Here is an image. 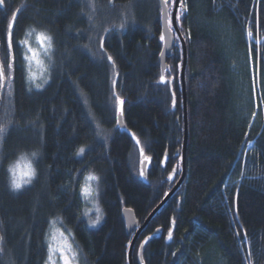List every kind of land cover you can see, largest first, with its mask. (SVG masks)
Segmentation results:
<instances>
[{
  "label": "trees",
  "instance_id": "trees-1",
  "mask_svg": "<svg viewBox=\"0 0 264 264\" xmlns=\"http://www.w3.org/2000/svg\"><path fill=\"white\" fill-rule=\"evenodd\" d=\"M183 3L177 26L187 50L185 177L139 233L132 264L155 230L161 236L145 244L144 264H264V0ZM160 10L159 0L0 5V63L9 59L15 15L14 70L0 88V264H45L52 223L72 233L81 264H129L132 234L122 209L132 208L141 224L181 165L174 157L183 141L181 44L175 36L167 83H160ZM37 32L53 39L39 89L27 79L25 48L17 46ZM114 92L125 100V125L152 159L147 184L139 180L136 146L116 128ZM19 159L36 175L15 189L10 168ZM90 173L101 211L94 227L80 193Z\"/></svg>",
  "mask_w": 264,
  "mask_h": 264
},
{
  "label": "water",
  "instance_id": "water-1",
  "mask_svg": "<svg viewBox=\"0 0 264 264\" xmlns=\"http://www.w3.org/2000/svg\"><path fill=\"white\" fill-rule=\"evenodd\" d=\"M112 2H113V0H111V3ZM159 3H160V8H161V10H160L161 35H163L165 37L164 41H162V48H161V51L159 54V64H160L161 76L165 77V80H167L166 76H165V72H166V70H168L167 58L170 57L172 54V50H173L174 43H175V35L179 38L180 44H181L182 64H181V68H180V80H181L182 109H183V122H184V124H183V141H182L181 148L177 149L175 154H174L175 158L181 159V165H180V173H179L178 179L176 180L177 173H178V167H175L172 170V172L168 175L169 184L171 185L172 183H174L173 186L170 188V190L167 192V194L154 207V209L149 213V215L145 218V220L141 224L139 222V219L136 217L135 212L132 208L124 207L122 209V217H123V220L125 223L126 233L128 235L132 234V238L130 240L129 250H128V263L129 264H132V259H131L132 248H133V245H134L136 238L138 237L139 233L146 226V224L151 220V218L161 209V207L166 204L168 199L173 195V193L181 185V183L183 182L184 177H185V152H186L187 133H188L187 101H186V91H185V67H186V60H187L186 42H185L184 37L180 33V31L177 30L178 26H177L176 21H175V16L177 14V10L179 7V0H177V2L174 3V7H173L171 14H170V10H169L168 5H167V7H165V5L162 3V0H159ZM162 10L166 11L169 14V16L172 18L171 30L169 29L168 25L166 24L165 19L162 16ZM184 11H183L182 15L184 14ZM13 17H15V15ZM13 17L11 18L10 23H12L14 25L15 20L13 21ZM11 31H12V29H11ZM8 32H9V29H8ZM7 40H8V34H7ZM102 44H103V40H101V46H102ZM161 52H164L165 55L162 56ZM161 76H160V78H161ZM115 82H116V78H115ZM115 82H114V84H115ZM169 82L171 83L172 79H170ZM160 83H162L161 79H160ZM2 89L3 88H1V90ZM114 94H115V97L117 98V95L115 92H114ZM119 99L123 100L125 102L124 99H122V98H119ZM172 104L174 107V104H175L174 100H173ZM120 108H121V105H119L117 103V99H116V106H115V125H116V128L118 129V131L120 133L127 134L131 138V140L133 141L134 145L136 146L137 152H138L139 180L141 182H143L144 184H147L148 183L147 175H148V171L151 168L152 159L150 162L144 161V158L140 155V149L142 148L140 141H139V144H136V140H139V139L125 125L124 114L120 113ZM122 108L124 110V103L122 105ZM133 134L135 136V140L132 138ZM144 156L150 157L145 153V151H144ZM168 159H169V155L167 152H165L163 159L161 161V164H160L162 169H165L167 162H168ZM142 161H143V163H142ZM141 172H143V175H141ZM169 177H171V179H169ZM170 224H171L170 229L173 232L175 229L174 219H171ZM168 233H169V231H168ZM160 236H161L160 231L155 230L152 234L146 236L142 240V242L140 243L139 250H138V262H139V264H144L143 258H142V251H143L145 244L149 240L159 238ZM171 240H172V238L169 239V235L167 234V236L165 238V242L169 243V242H171ZM0 245H1V235H0Z\"/></svg>",
  "mask_w": 264,
  "mask_h": 264
},
{
  "label": "snow or ice",
  "instance_id": "snow-or-ice-1",
  "mask_svg": "<svg viewBox=\"0 0 264 264\" xmlns=\"http://www.w3.org/2000/svg\"><path fill=\"white\" fill-rule=\"evenodd\" d=\"M172 2L176 3L177 0H172ZM162 3L165 5V7H167L169 0H162ZM0 5H4V0H0ZM184 10H185V5L183 3V0H179V10L175 16V21H176L177 25L180 24L181 15H182ZM162 16L165 19L166 24L168 25L169 29L171 30L172 18L169 16V14L166 11H163V10H162ZM14 20H15V17H13V21ZM12 27H13V24L9 23L7 48H8V52L10 55H9V59L6 62L0 63V88H3L5 83L8 80L12 79V73L14 70L15 56H14V54H12V49H13V40H12V31H11ZM177 30H180V29L178 28ZM33 31H36V30L33 29ZM249 35L251 36L252 33L249 32ZM36 39H37V41L40 42L41 47H43L46 52H50L51 49L53 48V39L50 35H47L45 32H37ZM160 39H161V41H164L165 37L163 35H161ZM17 46L26 48V51L22 55L23 61L26 62L25 67H29L30 63L32 61L39 62L37 60V52L35 51V49H33L31 47L30 43L27 40L17 41ZM161 55L163 56V55H165V53L161 52ZM107 59L111 60L112 57L108 56ZM6 71H7V75H6ZM28 78L30 80H33L34 75L31 72H29ZM160 79H161L162 83H165V84L167 83V81L165 80V77L161 76ZM45 83H47L46 80H45ZM35 87L37 89H39L42 87V85L41 84H35ZM116 99H117V103L119 105H121L120 113L123 114L122 105H123L124 101L120 100L119 97H117ZM4 131H5V129L0 128V133H3ZM132 138L135 140L134 134H133ZM136 144H139V140H136ZM84 151L85 150L83 148H81L77 154L78 155L83 154ZM33 155L35 156L36 154L33 153ZM140 155L144 158V161H149V162L151 161L150 157L144 156L143 148L140 149ZM142 163H143V161H142ZM23 175L31 178V177L36 175L35 169L32 168L31 165H29L28 171L24 172ZM141 175H143V172H141ZM86 179L88 181H93V180H97V177L94 174L90 173ZM169 179H171V177H169ZM12 183H13V187L15 189L21 188L20 182L13 180ZM24 183L25 184L31 183V179L25 180ZM93 192H94V189L90 185H88V184L81 185V194L84 195L85 198L91 196L93 194ZM99 211H100L99 208H97V212H99ZM84 215H87V212H85ZM99 219H100V217L98 215L96 220L93 221L92 223L93 224L97 223L99 221ZM168 235H169V239H171L172 238L171 229L169 230ZM60 236L64 238L63 246L60 247L59 249L54 250L53 244L51 242H49L52 239V237L48 233L45 234V240H46L48 251H49V256H48V259L46 260L45 264H56V261L53 260V255H55L57 253L59 254L60 260L63 262V264H73V261L76 258L75 257V251L72 249V245L68 242V238L65 236V233L63 231L60 232ZM68 252H72V255L69 256Z\"/></svg>",
  "mask_w": 264,
  "mask_h": 264
},
{
  "label": "rangeland",
  "instance_id": "rangeland-1",
  "mask_svg": "<svg viewBox=\"0 0 264 264\" xmlns=\"http://www.w3.org/2000/svg\"><path fill=\"white\" fill-rule=\"evenodd\" d=\"M36 35L37 33H33L32 35H29L30 37L29 36L27 37V41L30 43L31 47L35 49V51L37 52V60L39 61V62L32 61L30 63V66L26 67L27 79L34 85L40 84V82L42 83L46 77L47 67H48L47 58L49 54V52H46L45 49L41 47L40 42L37 41L36 39ZM250 37L252 41L257 42V40L252 35ZM25 51H26V48H25ZM29 72H31L34 75L33 80H30L28 78ZM254 72H255L254 66L253 64H251L252 76L254 75ZM29 165L30 163L28 162V160H25V159H19L17 162H15V164H13L10 168L11 181L13 182V180H16L21 183V186L24 185L25 184L24 181L30 179V177L23 175L24 172L28 171ZM83 184H88L94 189L93 194L87 198H85L84 195L81 194L83 205H84L83 215L85 212H87V215H84V218L87 220L88 226L94 227L101 219V211L97 212V208H99L100 210V207L98 205V200H97L98 190H97L96 180L88 181L86 179L84 180ZM80 193H81V190H80ZM98 215L100 217L99 221L93 224L92 222L96 220ZM62 231L65 233V236L68 238V242L72 245V249L75 251L76 258L73 261V264H81L80 256L77 251V245L74 242L72 233L68 230L66 231V229H63L58 223H52L50 226L48 234L52 237V239L49 242L53 244L54 250L62 247L64 243V238L60 236V232ZM68 255L71 256L72 252H68ZM48 256H49V251L47 247L46 260L48 259ZM53 260L56 261V264H63V262L60 260L58 253L53 255Z\"/></svg>",
  "mask_w": 264,
  "mask_h": 264
},
{
  "label": "flooded vegetation",
  "instance_id": "flooded-vegetation-1",
  "mask_svg": "<svg viewBox=\"0 0 264 264\" xmlns=\"http://www.w3.org/2000/svg\"><path fill=\"white\" fill-rule=\"evenodd\" d=\"M169 6H170L171 9H172V7H173V3H172V4H169ZM178 10H179V7H178ZM178 10H177V12H178Z\"/></svg>",
  "mask_w": 264,
  "mask_h": 264
}]
</instances>
